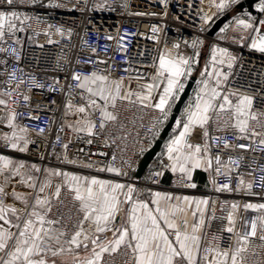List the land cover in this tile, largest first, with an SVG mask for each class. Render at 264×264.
<instances>
[{
  "label": "snow or ice",
  "instance_id": "obj_1",
  "mask_svg": "<svg viewBox=\"0 0 264 264\" xmlns=\"http://www.w3.org/2000/svg\"><path fill=\"white\" fill-rule=\"evenodd\" d=\"M199 2L197 14L201 32L210 30L221 16L240 4V0ZM160 3L167 8V0H160ZM25 4L48 9L68 8L62 0H47V3L44 0H0V53L6 57L0 59V64L4 65L0 75L7 77L3 84L8 88L0 92V106L5 110L0 124L9 129L0 132V146L22 154L28 153L35 142L29 139L31 130L16 122L18 113L10 108L9 101L15 103L14 96L22 95L27 102L29 96L21 91L26 81L18 72L23 70L13 68L9 71L8 57H16L19 62V50L13 46L21 44L17 33L31 28L33 21L36 24L45 22L39 16L20 11L19 7ZM102 7L104 5L97 4L94 9ZM121 7L127 8V4ZM188 7L192 8L193 4ZM255 11L256 15L244 10L242 16H234L219 29L218 38L231 39L241 46L250 40L249 47L264 54V0H258ZM158 30L155 26L152 28L153 33ZM229 30L239 32V37H229ZM56 34L64 36L65 30L58 27ZM68 35H71L70 30ZM123 39L119 37V41ZM48 42L53 41L49 39ZM184 44L193 49L194 55L181 54L179 43L173 44L172 49L165 44L158 65L155 62L152 65L151 82L142 83L144 77L138 74L136 90L131 80L113 79L110 67L87 74L73 70L71 83L67 85L64 116L78 118L66 121L65 126L77 134V139L80 133L94 137L98 135L97 127L103 132L110 123L119 121L118 109L122 106L153 109L156 115L148 128L151 133L148 147H151L172 117L187 80L192 78L196 70L194 65L201 55L199 49L205 40L196 37L191 42L185 40ZM119 46L127 51L122 43ZM92 52L95 53V49ZM210 52L211 58L196 80L194 95L175 119L172 133L164 144L159 157L160 170H151L145 179L159 183L158 178L170 170L179 174L178 186L196 188L192 182L193 172L202 169L209 174V183L215 192L243 193L264 201V166L257 169L243 165L251 168L252 173H260L258 180L255 175L246 180L239 175L243 156L228 155L224 159L225 153L237 150L264 152V87L259 89L257 106V95L229 87L237 56L227 47L218 45H212ZM97 63L107 64V61L98 60ZM27 83L29 90L44 87L35 79ZM261 84L264 85V81ZM65 126L60 131H64ZM44 132L41 128L36 134L43 136ZM197 132L199 135L194 140ZM228 135L235 142L229 140ZM60 140L57 134L56 141ZM69 143L71 141L63 144L64 154L57 156V161L79 169H94L96 173H111L113 178L43 167L0 155V264H117V257L119 264H249L250 248L259 249L251 253L259 257L254 264H264V202L243 203L244 215L239 216L237 229L239 202L224 201L221 210L227 209V215L217 217L216 208L220 202L211 198L148 189L145 199L144 189L116 179L129 178V172L134 171L132 162L121 159L117 167L115 154L112 162L103 166L78 161L67 154ZM87 143L91 144L92 139ZM105 145L108 146L107 140ZM145 150L143 146L140 148L141 153ZM98 155L107 156V153ZM40 159H44L43 154ZM125 166L129 171H125ZM234 172L237 173L235 187L232 186ZM221 175L228 182L218 183L216 177ZM257 184L259 191L255 190ZM65 208L68 211H64ZM249 211L256 213L251 220L246 218ZM217 220H226L227 224L221 223L217 232H212L213 222ZM225 232L230 234L227 245L223 243ZM253 238L262 243L255 244Z\"/></svg>",
  "mask_w": 264,
  "mask_h": 264
},
{
  "label": "built area",
  "instance_id": "obj_2",
  "mask_svg": "<svg viewBox=\"0 0 264 264\" xmlns=\"http://www.w3.org/2000/svg\"><path fill=\"white\" fill-rule=\"evenodd\" d=\"M44 2L47 3V0ZM62 2L67 3L68 8L48 9L27 4L19 7L20 11L28 12L32 16H39L45 21L40 24L33 21L31 28L25 32L17 33L21 44L13 46L19 50L18 63L16 57H8L9 71L13 68L23 70L18 72V75L26 81L24 85H21V91L29 96L27 102L23 100L22 95L14 96L16 102L12 103L10 100L9 106L18 113L16 122L31 130L28 134L29 139L35 143L30 145V151L26 154L17 153L2 146H0V152L36 160L43 167L50 165L63 170H79L103 176L107 174L106 172L96 173L94 169H79L57 161L56 157L64 154L63 144L71 141L67 154L72 159L91 161L93 164L103 166L104 163H111L112 155L115 154L117 158L114 164L117 167L120 166L121 159L132 162L134 171L129 172V178L117 179L121 182L134 183L137 187L144 189L145 193L150 188L164 187L179 193L195 191L194 188L178 186L179 174L173 173H171L170 183L164 186L162 184L163 176L170 170L165 171L163 176L158 178L159 183H151L145 179L151 170H160L159 157L161 153L151 159L141 178H135L140 159L155 142L151 144V147H148V140L151 139L148 128L156 115L153 109L142 110L139 106L134 108L122 106L118 109L119 121L117 123H110L103 132H100L97 127L98 135L94 137L80 133V139H77V134L65 126L66 121L72 122L77 117L64 116L67 85L71 83L72 71L76 70L87 74L93 70L102 71L105 67H110L113 79L124 77L125 80L137 83L136 77L140 74L144 77L142 83H150L151 76L154 74L152 65L154 62L158 65V57L165 50V44L168 49H172L173 44L179 43L181 54L194 55L193 49L186 47L184 41L191 42L192 39L200 37L205 40V44L199 49L201 55L198 58V63H201L205 54H207L205 62L210 60L212 45L227 47L238 58V62L232 70L233 75L230 77L229 87L239 88L240 91L249 95H257L256 103L259 106V89L264 87L261 84V81H264V54L252 50L249 47L250 40L244 41V46H241V44L233 43L231 39H219L217 35L219 30L214 35H209L214 24L207 32H201V21L197 14V9L200 7L199 0H167L166 9L160 0H62ZM190 3L193 4L192 8L188 7ZM97 4L104 5V7L94 9ZM122 4H127V8L121 7ZM205 8L207 9L206 4ZM231 10H236V6ZM229 11L226 14H230ZM137 12L145 14L135 15L134 13ZM243 12H239V14L242 15ZM49 24L52 25L51 28L48 27ZM154 26L159 29L155 33L152 31ZM58 27L65 30L64 36L56 34ZM69 30L71 31L70 36L68 35ZM233 33L236 37L240 35L239 32ZM108 36H112L114 39L109 40ZM228 36L232 37V35ZM119 37H123V41H119ZM49 39L53 42L49 43ZM121 43L127 49L126 52L119 46ZM9 44H11V40H9ZM92 49H95V53L92 52ZM173 51L175 50L173 49ZM4 58H6L5 54L0 53V59ZM98 60H106L107 64L97 63ZM205 62L201 71L204 69ZM197 64L194 65L196 70L193 75H197L196 73L199 71ZM125 69L128 71L126 72ZM3 70L4 65L0 64V72ZM209 70H211L210 67ZM224 70L227 71L226 65ZM6 79V76L0 75V92L8 90L7 85L3 84ZM31 79H35L38 84L44 85V87H32L29 90L27 82ZM61 88L64 91H61ZM76 103L79 101L77 100ZM4 114L5 110L3 106H0V116ZM35 117H39V119H35ZM62 126H65L64 131H60ZM41 128L45 130L44 135L38 136L36 133ZM4 131H9V129L5 124H0V132ZM57 134L61 137L59 142L56 141ZM214 134L224 135L223 133ZM227 138L235 142L231 135H228ZM88 139H92L91 144L87 143ZM105 140H107L108 146L105 145ZM142 146L146 149L143 153L140 152ZM101 152L107 153V156L98 155ZM41 154L44 156L43 160L40 159ZM228 155L244 157L239 171L240 176L247 180L255 175L257 180L259 179V171L252 173L251 168L243 167V165H251L252 168L257 169L264 166V152H260L258 149L255 151L237 150L225 153V160ZM164 161L167 163L166 156ZM125 171H129L126 166ZM232 176V186L235 187L237 173H232ZM216 179L218 183L228 182L222 175ZM255 190L259 191V184L256 185ZM200 192L208 198L220 202L216 208L217 217L227 215V209L221 210L224 201L239 202L241 209L237 214V229L240 227L239 216L244 215L243 203L264 202L258 196L248 197L243 193H217L212 185ZM145 193L144 198L147 199ZM63 210L68 211L67 208ZM255 215L256 213L249 211L246 218L251 220ZM221 223L226 225L227 221L213 222L211 231L217 232ZM223 236L225 237L223 243L227 245L230 242L227 239L230 234L225 232ZM253 242L255 244L262 243L256 238H253ZM253 251L258 252L259 249H249L247 254L249 264H254L259 259L258 256H252ZM116 259L119 264L120 258Z\"/></svg>",
  "mask_w": 264,
  "mask_h": 264
},
{
  "label": "water",
  "instance_id": "obj_3",
  "mask_svg": "<svg viewBox=\"0 0 264 264\" xmlns=\"http://www.w3.org/2000/svg\"><path fill=\"white\" fill-rule=\"evenodd\" d=\"M257 1L258 0L241 1L240 4L236 6V11L243 12L246 9L248 12L252 13V15H256L254 4ZM229 17L230 14H225L224 16H221L220 19L215 22L213 28L209 31V35H214L227 22ZM196 80L197 76L193 75L192 78L187 81L185 91L181 95L180 100L173 108V115L172 117H170L168 124L163 127L162 131L160 132L159 138L155 140L152 147L140 159L134 175L135 178L139 179L143 176L151 159H153L161 151L164 142L167 140L169 133L172 130L173 125L175 124V119L179 117L180 112L183 110L185 104L188 102Z\"/></svg>",
  "mask_w": 264,
  "mask_h": 264
},
{
  "label": "crops",
  "instance_id": "obj_4",
  "mask_svg": "<svg viewBox=\"0 0 264 264\" xmlns=\"http://www.w3.org/2000/svg\"><path fill=\"white\" fill-rule=\"evenodd\" d=\"M185 56H192V55H186V54H183ZM207 57V54H205L204 56V59L201 61V63H198L197 64V67L199 68V71L196 73L197 74V79H199V72L201 71V68L203 67L204 65V62H205V59ZM132 88L134 90L137 89V83H132L131 84ZM196 88V83L194 85V88L193 90ZM194 95V92L192 91L191 92V96ZM180 116V115H179ZM78 118V117H77ZM179 118V117H178ZM175 126V124L173 125V127ZM172 127V129H173ZM172 133V130L170 131L169 133V136L171 135ZM198 133V132H197ZM169 136L167 138V140L169 139ZM197 136V135H196ZM166 140V141H167ZM165 141V142H166ZM164 142V144H165ZM164 144L162 146V149L159 153L162 152V150L164 149ZM158 153V154H159ZM0 155H9L11 158L13 159H24L26 160L28 163H36V164H39L41 165L38 161L36 160H32V159H27V158H24V157H21V156H17V155H11V154H6V153H2L0 152ZM45 167H55V166H45ZM65 171H75V172H80L82 174H89V173H85V172H82V171H79V170H72V169H68V170H65ZM171 171L170 172H167V174H169L170 176H167V175H164L163 177V180H162V184L164 186H167L169 183H170V179H171ZM166 174V173H165ZM91 175H97L99 178H113V174L111 173H107L105 176L103 175H98V174H91ZM117 179V178H116ZM193 182L197 185L195 189V191L193 192H184V193H179V192H176V191H171V190H168L166 189L165 187L164 188H160V189H153V188H150L152 191H160V192H169V193H173V194H176V195H188V196H193V197H198V198H208L206 195L202 194L200 191H203V190H206L211 184L209 183V174L205 171H203L202 169H196L194 172H193ZM121 182V181H120ZM148 190V189H147ZM147 190H146V193H145V197H148V193H147Z\"/></svg>",
  "mask_w": 264,
  "mask_h": 264
},
{
  "label": "rangeland",
  "instance_id": "obj_5",
  "mask_svg": "<svg viewBox=\"0 0 264 264\" xmlns=\"http://www.w3.org/2000/svg\"><path fill=\"white\" fill-rule=\"evenodd\" d=\"M231 11V12H230ZM229 11V13H230V17H229V19L227 20V22L226 23H228L234 16H242V15H240L239 14V12H237L236 10H230ZM242 18H246V17H242ZM225 23V24H226ZM223 27V26H222ZM228 35H232V37L234 36V33L231 31V30H229V32H228ZM236 36V35H235ZM197 76V75H196Z\"/></svg>",
  "mask_w": 264,
  "mask_h": 264
},
{
  "label": "bare ground",
  "instance_id": "obj_6",
  "mask_svg": "<svg viewBox=\"0 0 264 264\" xmlns=\"http://www.w3.org/2000/svg\"><path fill=\"white\" fill-rule=\"evenodd\" d=\"M199 135V132L197 133V136ZM197 136H194L193 139L195 140L197 138Z\"/></svg>",
  "mask_w": 264,
  "mask_h": 264
},
{
  "label": "trees",
  "instance_id": "obj_7",
  "mask_svg": "<svg viewBox=\"0 0 264 264\" xmlns=\"http://www.w3.org/2000/svg\"><path fill=\"white\" fill-rule=\"evenodd\" d=\"M164 175L170 176V175H169V174H167V173H166V174H164ZM163 177H164V176H163ZM164 178H165V177H164Z\"/></svg>",
  "mask_w": 264,
  "mask_h": 264
}]
</instances>
